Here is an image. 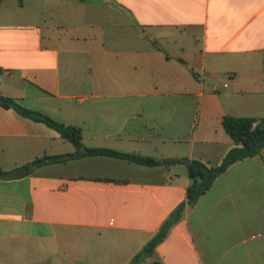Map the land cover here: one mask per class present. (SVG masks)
Here are the masks:
<instances>
[{
  "label": "crops",
  "instance_id": "0c3cea01",
  "mask_svg": "<svg viewBox=\"0 0 264 264\" xmlns=\"http://www.w3.org/2000/svg\"><path fill=\"white\" fill-rule=\"evenodd\" d=\"M0 95L80 129V156L0 180V264H129L264 117V0H0ZM77 150L0 105V169ZM142 264H264V149L219 175Z\"/></svg>",
  "mask_w": 264,
  "mask_h": 264
},
{
  "label": "trees",
  "instance_id": "16d2710c",
  "mask_svg": "<svg viewBox=\"0 0 264 264\" xmlns=\"http://www.w3.org/2000/svg\"><path fill=\"white\" fill-rule=\"evenodd\" d=\"M0 105L6 109L15 110L23 117L44 123L55 130L64 140L70 142L77 150L73 154L43 157L11 171H3L0 169V180L20 178L31 174L35 168L42 164L62 162L81 155L78 152L82 146L79 128L56 122L41 113L25 109L14 99L2 95H0ZM221 125L225 133L233 141L234 146L228 150L220 164L215 166H209L198 160L166 159L156 161L149 157L130 155L108 149H86L82 153V155L87 156H110L120 158L142 166H156L160 163L165 165L184 164L186 166L187 175L190 180L186 188V202L180 204L173 210L162 223L158 232L144 245L141 251L131 259L129 264H142L147 259L151 258L155 247L165 239L171 227L181 218L184 206H192L195 204L198 198L211 187L214 180L224 173L230 165L243 159L252 158L264 149V117L256 119L225 116L221 120Z\"/></svg>",
  "mask_w": 264,
  "mask_h": 264
},
{
  "label": "built area",
  "instance_id": "2783aa9c",
  "mask_svg": "<svg viewBox=\"0 0 264 264\" xmlns=\"http://www.w3.org/2000/svg\"><path fill=\"white\" fill-rule=\"evenodd\" d=\"M0 74H1V70H0Z\"/></svg>",
  "mask_w": 264,
  "mask_h": 264
}]
</instances>
